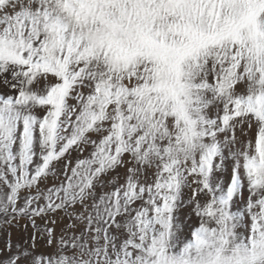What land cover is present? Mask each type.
Wrapping results in <instances>:
<instances>
[{
    "label": "snow or ice",
    "instance_id": "snow-or-ice-1",
    "mask_svg": "<svg viewBox=\"0 0 264 264\" xmlns=\"http://www.w3.org/2000/svg\"><path fill=\"white\" fill-rule=\"evenodd\" d=\"M0 264H264V0H0Z\"/></svg>",
    "mask_w": 264,
    "mask_h": 264
}]
</instances>
